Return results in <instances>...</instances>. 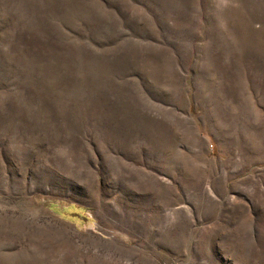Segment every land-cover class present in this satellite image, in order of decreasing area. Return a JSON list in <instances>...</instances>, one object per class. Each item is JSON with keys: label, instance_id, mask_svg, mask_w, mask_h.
I'll return each mask as SVG.
<instances>
[{"label": "rangeland", "instance_id": "obj_1", "mask_svg": "<svg viewBox=\"0 0 264 264\" xmlns=\"http://www.w3.org/2000/svg\"><path fill=\"white\" fill-rule=\"evenodd\" d=\"M0 264H264V0H0Z\"/></svg>", "mask_w": 264, "mask_h": 264}]
</instances>
